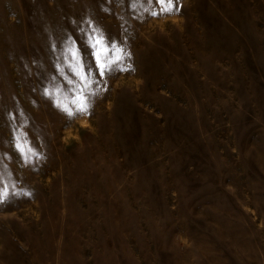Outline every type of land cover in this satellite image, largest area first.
<instances>
[{
  "label": "rangeland",
  "instance_id": "obj_1",
  "mask_svg": "<svg viewBox=\"0 0 264 264\" xmlns=\"http://www.w3.org/2000/svg\"><path fill=\"white\" fill-rule=\"evenodd\" d=\"M0 174V264H264V0H0Z\"/></svg>",
  "mask_w": 264,
  "mask_h": 264
},
{
  "label": "snow or ice",
  "instance_id": "obj_2",
  "mask_svg": "<svg viewBox=\"0 0 264 264\" xmlns=\"http://www.w3.org/2000/svg\"><path fill=\"white\" fill-rule=\"evenodd\" d=\"M137 0H132L135 4ZM141 4L144 0H140ZM149 3H158L161 6L162 12H170L172 10L174 0H148ZM153 15H158L159 13L153 12ZM85 44L91 49V55L94 59V64H86L83 60V54L77 47V42L71 38H68L64 42V48L62 49V54L64 58L69 60V71L73 76L78 78V83H76V91L73 93L72 104L75 106L76 112H86L87 105L89 103V95L94 93H86L85 88L90 87L94 81V74L92 69L96 70V74L99 77H104L105 75L112 74L119 71H125L126 69L120 68L121 57L116 55L120 49L110 40H105L103 33L95 31L92 34L85 36ZM69 84H74L73 80H68ZM82 85V87L80 86ZM56 91H60L59 88ZM45 95L51 97L52 93L48 90L45 91ZM57 106L62 107L63 110L68 112L69 115L73 114V110L68 105H61L59 100L57 101ZM21 137L16 138V149L21 152L27 161V155L25 149L23 148L21 142ZM28 152L31 149L27 150ZM2 175V174H0ZM14 187V186H13ZM14 191H11L8 185L0 183V203L7 202L8 198L17 195Z\"/></svg>",
  "mask_w": 264,
  "mask_h": 264
}]
</instances>
